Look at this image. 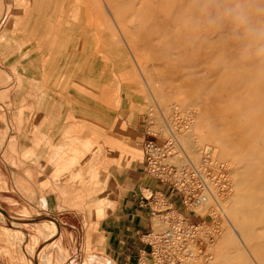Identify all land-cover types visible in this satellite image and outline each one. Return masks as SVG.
<instances>
[{"label":"rangeland","instance_id":"374dc122","mask_svg":"<svg viewBox=\"0 0 264 264\" xmlns=\"http://www.w3.org/2000/svg\"><path fill=\"white\" fill-rule=\"evenodd\" d=\"M161 124L194 125L200 149L183 145L182 160L229 166L223 199L241 162L264 165V0H0L2 264H120L125 252L131 264L142 143L170 137ZM112 149L124 156L106 192L96 177L112 173ZM64 210L82 224L58 250ZM212 210L201 260L229 225Z\"/></svg>","mask_w":264,"mask_h":264},{"label":"built area","instance_id":"2783aa9c","mask_svg":"<svg viewBox=\"0 0 264 264\" xmlns=\"http://www.w3.org/2000/svg\"><path fill=\"white\" fill-rule=\"evenodd\" d=\"M178 150L173 135L162 143H142L141 169L151 185L136 198L147 225L136 235L131 264H187L199 247L211 249L215 243L216 228L206 229L209 214L200 208L209 203L217 221L224 217L218 201L230 191V168L216 164L209 152L194 163L186 156L182 160Z\"/></svg>","mask_w":264,"mask_h":264},{"label":"bare ground","instance_id":"6f19581e","mask_svg":"<svg viewBox=\"0 0 264 264\" xmlns=\"http://www.w3.org/2000/svg\"><path fill=\"white\" fill-rule=\"evenodd\" d=\"M193 126L192 124L190 129L183 133H176L168 125H162V131L164 134L175 136L180 150L184 145L190 148L194 155V152L200 149V145L195 143V139L192 137ZM233 134L228 131V137L225 140L229 141ZM231 142L232 140L226 142L221 148L223 150H219L217 155L224 156V149H228ZM123 156L124 154L112 149L109 160L112 173L106 174L100 171L96 177V182L103 183L106 192L111 191L110 188H112L114 180L113 172L118 171L119 159ZM128 172L129 169L123 171V173ZM233 177L234 189L232 193L230 192L226 199L220 198L218 201L222 215H224L223 218L229 224L218 234L219 244L216 246L218 254L209 257L208 260H201L200 254L197 252L188 260L187 264H247L246 242L252 250L256 263L264 264V165L241 162L240 166L234 169ZM147 183L143 185L144 188L151 185V183ZM209 205V203L204 204L200 210L203 212L208 209ZM56 230L57 228L53 230L54 233ZM34 261L35 264H40L38 259H34Z\"/></svg>","mask_w":264,"mask_h":264},{"label":"crops","instance_id":"0c3cea01","mask_svg":"<svg viewBox=\"0 0 264 264\" xmlns=\"http://www.w3.org/2000/svg\"><path fill=\"white\" fill-rule=\"evenodd\" d=\"M143 162V160H142ZM142 165V163H141ZM148 180L146 178V182L147 183ZM143 188V186H142ZM137 198V196H136ZM134 206L132 207L133 212H136V214H139L141 218L144 219V223L143 224H139V229H141L142 227L147 225V217L145 212L143 211V209L141 207H139L138 204V199H136L135 201H133ZM66 211V210H64ZM64 211H57V212H53L54 214H57V216H55L54 218L57 219V225H58V232L57 233H53L52 234V244L56 243L57 249L59 250V246L62 244V233L68 235L72 233V231L69 229L70 227L68 226V224L72 223L70 221H73V223L76 224V226L79 228V226L81 227L82 224V220L79 217V214L77 212H70V211H66L64 213ZM51 225L54 226L55 222H51ZM54 230V228H53ZM70 238V237H69ZM136 241V237L134 239L133 242H130L131 245H133V243H135ZM129 244V242H128ZM128 252H125V254L120 255L121 260H117L120 264L126 262ZM105 264L108 263V260L104 261ZM0 264H2V257L0 256Z\"/></svg>","mask_w":264,"mask_h":264},{"label":"water","instance_id":"95a60500","mask_svg":"<svg viewBox=\"0 0 264 264\" xmlns=\"http://www.w3.org/2000/svg\"><path fill=\"white\" fill-rule=\"evenodd\" d=\"M34 264H35V262H34Z\"/></svg>","mask_w":264,"mask_h":264}]
</instances>
